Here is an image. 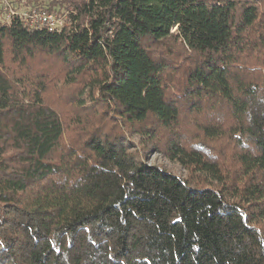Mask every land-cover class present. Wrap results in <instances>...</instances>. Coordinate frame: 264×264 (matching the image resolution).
<instances>
[{"label":"trees","instance_id":"16d2710c","mask_svg":"<svg viewBox=\"0 0 264 264\" xmlns=\"http://www.w3.org/2000/svg\"><path fill=\"white\" fill-rule=\"evenodd\" d=\"M60 3L0 21V264H264V0Z\"/></svg>","mask_w":264,"mask_h":264},{"label":"rangeland","instance_id":"374dc122","mask_svg":"<svg viewBox=\"0 0 264 264\" xmlns=\"http://www.w3.org/2000/svg\"><path fill=\"white\" fill-rule=\"evenodd\" d=\"M60 1L61 0H0V21H2L11 10L16 13H26L35 9L41 12L54 13L58 17H64L63 15L66 13L65 5L61 4ZM132 140L136 142L135 137ZM146 162L148 165H160L165 167L170 173L177 177H183L185 175V171L181 167L169 162L159 154H149L146 158Z\"/></svg>","mask_w":264,"mask_h":264},{"label":"built area","instance_id":"2783aa9c","mask_svg":"<svg viewBox=\"0 0 264 264\" xmlns=\"http://www.w3.org/2000/svg\"><path fill=\"white\" fill-rule=\"evenodd\" d=\"M10 10V9H9ZM8 10V11H9ZM18 13L14 11H9L6 18L16 15ZM24 21V24L29 28H46L49 32H54L59 30L63 26L65 17H58L54 13L41 12L38 10H30L26 13H19Z\"/></svg>","mask_w":264,"mask_h":264}]
</instances>
